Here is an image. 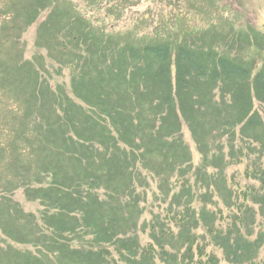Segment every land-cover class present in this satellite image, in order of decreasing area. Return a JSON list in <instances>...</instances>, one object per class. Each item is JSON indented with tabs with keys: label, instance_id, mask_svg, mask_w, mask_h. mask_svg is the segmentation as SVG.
Returning a JSON list of instances; mask_svg holds the SVG:
<instances>
[{
	"label": "trees",
	"instance_id": "trees-1",
	"mask_svg": "<svg viewBox=\"0 0 264 264\" xmlns=\"http://www.w3.org/2000/svg\"><path fill=\"white\" fill-rule=\"evenodd\" d=\"M73 1L8 0L0 5V174L2 169L6 176L10 172L5 178L1 174L0 185L11 194L1 192L0 205L7 208L13 190L24 189L27 198L42 207L37 216L14 202L19 218L4 224L2 233L25 248L0 247V264H156V246L165 264H216L213 255L205 256L211 242L204 238L205 245L197 244L198 235L204 236L197 234L199 222L192 226L189 213L184 220L189 207L178 212L177 235L175 226L162 220L156 237L160 244L141 246L133 235L120 236L126 219L123 208L101 196L106 189L121 191L127 179L132 162L121 144L132 151L139 148V140H146L154 148L149 153H164L169 166L171 158L176 165L182 152L188 155V148L171 132V118L183 115L193 121L189 125L195 131L198 120L191 115L197 102L206 106L203 100L215 90L242 112L237 120L241 130H264V67L255 73V66L212 43L193 46L186 40L175 46L169 37L163 38L166 35L137 28L107 31ZM48 9L38 24L35 44L70 69V88L52 83L55 72L42 54L31 60L23 57L24 34ZM155 122L160 125L153 128ZM252 177L262 188L242 192L241 203L240 194L228 190V198L234 195L236 201L231 204L233 221L221 229L206 224L212 242L236 264H264V236L250 238L253 223L242 218L252 210L244 204L250 195L264 217V169L255 165ZM208 217L206 213L205 220ZM75 241L81 244L75 246Z\"/></svg>",
	"mask_w": 264,
	"mask_h": 264
},
{
	"label": "rangeland",
	"instance_id": "rangeland-1",
	"mask_svg": "<svg viewBox=\"0 0 264 264\" xmlns=\"http://www.w3.org/2000/svg\"><path fill=\"white\" fill-rule=\"evenodd\" d=\"M73 2L77 10L82 13L88 12L94 19L96 18V21L103 24L107 31L125 32L137 28L139 32L166 35L163 38L169 37L175 46L186 40L193 46L197 43L203 45L212 43L237 60L255 66V73L264 67V0H74ZM3 3H8V0H0V5ZM49 12L50 9L43 13L37 23L28 28L24 34L23 57L31 60L34 55L42 54L46 65L55 72L52 83L55 86L62 84L70 88V69L56 63L47 55L46 50L39 49L35 44L38 24L48 16ZM110 13L113 15H109ZM222 95L220 91L215 90L211 98L203 100L206 106L200 107L199 101L197 102L195 113L191 115L192 119L198 120L195 131L191 130L189 125L193 121L186 120L183 115L178 114L179 116L171 118V121L174 120L170 124L173 126L171 132L189 150L188 155L182 152V157L178 160L180 163L177 162L176 165L174 158H171L170 166L167 165L163 160L164 153H149L153 146L146 140L144 144L139 140L137 142L139 148L134 146L136 150L132 151L128 144H121L122 150L128 149L127 155L130 163L132 162L127 179L122 176L124 182L121 191L113 192L106 189V196L105 191L101 196L104 199L111 197L113 202L123 208L121 213H124V217L128 220L121 221L120 236L133 235L141 246H146L150 242L153 246L154 243L159 245L156 237L163 222L170 228L175 226L174 232L177 235L181 226L177 221L178 212L189 207L190 209L185 212L184 220L187 221L189 213L192 226L199 222L200 228L197 234L204 232V236L198 235L197 244L205 245L204 238L211 242L206 248L207 259L209 255H213L216 264H236L228 260L223 249L212 242L207 227L221 229L233 221L235 208L231 204H236V201L234 195L233 199L228 198V190H233L235 194L239 193L240 198L237 202L241 203L242 192L250 190L251 193L254 191L257 193L260 191V186L262 188V183L252 176L255 165L264 169V157L260 153L261 146H264V139H260V136L264 137V130L262 128H258L259 131L241 130L242 125L237 120L242 112L235 111L237 107H232L230 99L226 97L224 100ZM157 102L158 100L155 103ZM254 102L255 110L260 109V103L256 99ZM201 108L202 110L196 111ZM150 125L155 128L160 122ZM8 163L11 164L10 160ZM2 173L4 178L10 176V172L6 176L4 169ZM185 182L187 186L184 185ZM2 187L0 185V198L1 192H8ZM13 193V203L7 208H2L0 205V247L7 248L11 245L14 248H25L24 245L18 244L13 238L2 233L3 225L12 224L19 218L13 211L14 202L21 205L25 213H33L37 216L40 215L42 207L39 201L28 199L24 189H15ZM7 195H11L10 192ZM250 196L244 200V204L250 206L252 210L249 213L244 212L242 218L253 223L254 236L250 238L254 239L257 236H264V217L259 214V206L253 201L255 196ZM101 209L106 215L105 208ZM130 212L135 215L132 219L129 216ZM121 213L119 214L122 215ZM206 213L209 215L207 220H205ZM24 215L21 214L20 217L23 218ZM243 227L245 231L247 226ZM79 244L81 241L74 242L75 246ZM179 244L177 243V246ZM156 247L154 249L156 264H165L160 259ZM173 247L174 245H170L168 249L173 252ZM0 252L2 253V250ZM206 257L203 259L205 260ZM260 258H264V244Z\"/></svg>",
	"mask_w": 264,
	"mask_h": 264
}]
</instances>
